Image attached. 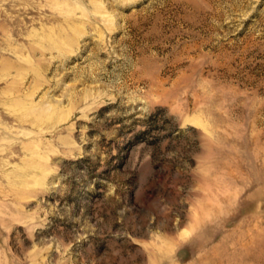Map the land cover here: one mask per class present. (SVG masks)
<instances>
[{"label":"rangeland","instance_id":"1","mask_svg":"<svg viewBox=\"0 0 264 264\" xmlns=\"http://www.w3.org/2000/svg\"><path fill=\"white\" fill-rule=\"evenodd\" d=\"M0 264H264V0H0Z\"/></svg>","mask_w":264,"mask_h":264}]
</instances>
